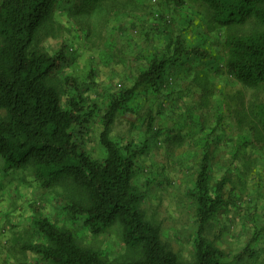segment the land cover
<instances>
[{"label": "rangeland", "instance_id": "374dc122", "mask_svg": "<svg viewBox=\"0 0 264 264\" xmlns=\"http://www.w3.org/2000/svg\"><path fill=\"white\" fill-rule=\"evenodd\" d=\"M256 29L254 21L220 29L206 9L192 2L175 8L158 0H75L56 6L32 45L48 55L64 47L63 67L49 80L60 91L63 106L77 93L64 87L70 76L86 107L98 108L81 137L83 150L96 160L105 156L98 135L110 94L130 87L152 57H168L178 38L186 50L204 55L170 65L161 91L136 95L111 132L119 145L144 148L134 179L144 194L140 209L186 264L194 262L197 226L191 192L205 152L213 182L230 180L224 192L228 209L213 219L207 239L226 254L225 264H264V136L252 114L257 104H264V85L247 87L213 67L223 61L225 32ZM1 168L0 161V264L38 262L21 249L41 240L31 226L36 215L71 230L81 246L109 261L137 257L122 245L118 224L93 236L81 218L62 209L77 195L69 182L45 189L29 168Z\"/></svg>", "mask_w": 264, "mask_h": 264}, {"label": "trees", "instance_id": "16d2710c", "mask_svg": "<svg viewBox=\"0 0 264 264\" xmlns=\"http://www.w3.org/2000/svg\"><path fill=\"white\" fill-rule=\"evenodd\" d=\"M72 1L75 0H0V110L4 111L0 118L1 169L10 172L29 168L45 189L61 181L69 182L77 195L65 201L62 209L81 218L83 227L93 236L118 224L122 245L136 252L137 257L109 261L101 252L81 246L71 230L41 215L31 220L41 240L24 244L21 249L38 257L34 264H186L162 241L160 228L140 209L144 194L134 179L137 159L144 148L119 145L111 132L118 115L127 110L136 95L161 91L170 65L204 55L186 50L178 38L168 57H152L130 87L110 94L98 135L105 156L96 160L83 150L81 137L82 129L98 108L93 104V108L86 107L75 78L64 79V87L77 92L68 97L66 106L62 105L60 91L49 81L63 67L64 47L53 55L32 48L38 29L56 6ZM158 1L175 8L187 2L198 4L224 30L254 21L259 29L248 34H223L224 58L213 67L247 87L264 85V0ZM252 114L264 136V104H257ZM151 126L152 122L150 129ZM209 161L205 152L191 192L197 226L192 264H225L227 257L207 239V232L213 219L228 209L224 192L230 180L222 177L213 182Z\"/></svg>", "mask_w": 264, "mask_h": 264}, {"label": "built area", "instance_id": "2783aa9c", "mask_svg": "<svg viewBox=\"0 0 264 264\" xmlns=\"http://www.w3.org/2000/svg\"><path fill=\"white\" fill-rule=\"evenodd\" d=\"M153 1H156V0H153Z\"/></svg>", "mask_w": 264, "mask_h": 264}]
</instances>
